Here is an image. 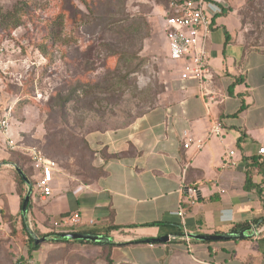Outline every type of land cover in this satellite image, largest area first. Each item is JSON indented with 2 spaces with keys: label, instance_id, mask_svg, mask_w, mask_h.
<instances>
[{
  "label": "crops",
  "instance_id": "1",
  "mask_svg": "<svg viewBox=\"0 0 264 264\" xmlns=\"http://www.w3.org/2000/svg\"><path fill=\"white\" fill-rule=\"evenodd\" d=\"M212 1L226 7L224 0ZM164 11L169 54L165 24L167 13L174 12L171 3ZM239 23L230 11L213 19L207 39L210 77L204 85L182 78L183 62L170 55L172 69L160 63L162 90L152 106L127 124L86 133L95 175H76L57 162L52 194L43 197L32 189L26 216L22 207L28 185L18 168L33 180L32 188L40 172L30 160L28 172L29 163H20L34 145L21 143L29 125L12 115L9 136L21 147L11 149L6 138L0 141L5 147L0 149V217H10L11 227L16 221L22 230L30 220L40 233L109 237L112 264H264V153H259L264 147V71L256 72L260 65L252 63L254 55L264 59V52L250 49L236 34ZM215 122L221 134H210ZM34 123L30 136L39 141L44 128ZM189 137L193 143L185 148ZM197 141H203L201 148ZM230 151L234 154L227 157ZM186 188L196 190L193 204ZM181 206L183 216L177 214ZM76 214L77 223L55 226ZM242 229L246 237L238 239L187 242L183 237L185 231ZM74 244L87 256L106 249L105 242ZM98 262L107 264L104 258Z\"/></svg>",
  "mask_w": 264,
  "mask_h": 264
},
{
  "label": "rangeland",
  "instance_id": "2",
  "mask_svg": "<svg viewBox=\"0 0 264 264\" xmlns=\"http://www.w3.org/2000/svg\"><path fill=\"white\" fill-rule=\"evenodd\" d=\"M172 1L179 0H0V114L12 107L14 118L29 125L21 143L43 149L76 175H95L86 133L127 124L145 112L162 90L160 63L172 69L162 28ZM224 2L240 21L236 34L264 52V0ZM122 49L130 60L112 54ZM252 63L260 65L256 72L264 71L263 58L254 55ZM78 81L103 84L88 97L78 91V99L62 109L60 97ZM34 121L44 128L39 141L30 136ZM49 143L57 149H47ZM23 157L20 163H29L30 171V158ZM14 224L0 217V264H99L103 258L51 240L30 257L28 237Z\"/></svg>",
  "mask_w": 264,
  "mask_h": 264
},
{
  "label": "built area",
  "instance_id": "3",
  "mask_svg": "<svg viewBox=\"0 0 264 264\" xmlns=\"http://www.w3.org/2000/svg\"><path fill=\"white\" fill-rule=\"evenodd\" d=\"M173 13L166 17L165 32L169 46L170 58L174 61L183 62L181 77L184 79L195 78L204 85L210 77L208 65L207 39L211 33L213 19L221 13V6L212 0H184L172 1ZM12 107L6 108L0 114V141L6 138L5 144L11 149H18L19 141L9 136L11 127ZM218 123H213L210 134H221ZM193 139L190 137L184 142V147L189 148ZM203 141H197V147L201 148ZM25 149V148H24ZM32 167L40 172L33 189L37 190L43 197L52 194V182L54 170L57 167L56 160L48 157L44 151L37 146L26 148ZM259 153H264V147L259 149ZM234 151L227 154L231 156ZM189 202L193 204L196 200V190L186 188ZM184 197L182 203L184 201ZM183 206L177 214L184 215ZM79 216L61 218L55 221V226L64 227L78 222ZM187 242L190 241L188 233L183 235Z\"/></svg>",
  "mask_w": 264,
  "mask_h": 264
},
{
  "label": "trees",
  "instance_id": "4",
  "mask_svg": "<svg viewBox=\"0 0 264 264\" xmlns=\"http://www.w3.org/2000/svg\"><path fill=\"white\" fill-rule=\"evenodd\" d=\"M179 1H182V0H179ZM230 9H228V8H226V7H224V6H222L221 5V14L222 13H227L228 11H229ZM77 13L78 14H80L81 15V12L80 11H77ZM167 14H169L170 15V13L168 12ZM168 15V16H169ZM74 16H76L75 15V12H74ZM119 24H120V22H119ZM121 26V25H120ZM128 49H122V50H119V51H117V50H114V53H112V54H117L118 55V59H119V61H127V59L128 60H130V57L128 56ZM134 53V52H133ZM135 55H133V54H131L132 56H135L136 58H139L138 56H139V53H134ZM106 78H108L107 77V75H106ZM78 85L76 86V87H73L72 89H71V92H69V93H67L66 95H64V96H62V97H60L61 99H60V102L62 103L61 104V108L62 109H64L65 107H66V105H67V103L69 102V101H71V100H73V99H75V100H77L78 98V91H81L82 92V94L83 95H85V96H90L91 94H94V93H96V91L98 92V90L101 88V85L103 84L102 82H100V81H95V82H91V81H88V82H82V81H78ZM77 93V94H76ZM78 95V96H77ZM83 141L85 142V144H86V147L88 148V149H90V147L88 146V143H87V141L86 140H84L83 139ZM46 148L47 149H57L56 148V146H55V144L54 143H49V144H47L46 145ZM18 179H19V181H20V183H22V178L21 177H19L18 176ZM32 183H34L33 182V180H32ZM25 228V227H24ZM34 230H35V232L38 234V236H46V235H54V233L55 232H52V233H40L35 227H34ZM24 233H25V235H27V237H28V247H29V256L31 257V253L34 251V250H38L39 248H40V245L38 244V245H35V242H34V239H33V237L30 235V233L28 232V230H27V228L26 229H24ZM183 233H181V235H182ZM60 234H56V236H59ZM52 243H65V244H70V243H74V242H80V243H87V241H84V240H74V241H68V240H66V239H57V240H54V241H51ZM102 244V243H101ZM103 247H105L106 249H104V253H103V258L104 259H106V263L107 264H112V260H111V252H110V250H111V247H112V245L111 244H109V245H106V243L104 244V246ZM108 247V248H107ZM20 264H24V263H21V262H19Z\"/></svg>",
  "mask_w": 264,
  "mask_h": 264
},
{
  "label": "water",
  "instance_id": "5",
  "mask_svg": "<svg viewBox=\"0 0 264 264\" xmlns=\"http://www.w3.org/2000/svg\"><path fill=\"white\" fill-rule=\"evenodd\" d=\"M18 172L22 175V177L24 178L25 182L28 185V191L24 196L23 207H22L23 214L26 216L28 213V210H29V205H30V200H31L33 188H32V183L25 176L24 172L20 168H18ZM27 230L30 233V235L33 237L35 245L47 242L48 240L54 241L57 239H66V240H71V241L84 240V241H90V242H105V243L108 242V240H109V237H106L103 235L94 234V233H87V232H77V231L61 233L59 236L49 234L46 236H42L40 238L29 227L27 228ZM188 237L192 238V239H200V240H208V241L238 239V238L246 237V229L236 230V231H232V232H225V233H216V234L188 233ZM159 240H161V239H159Z\"/></svg>",
  "mask_w": 264,
  "mask_h": 264
}]
</instances>
